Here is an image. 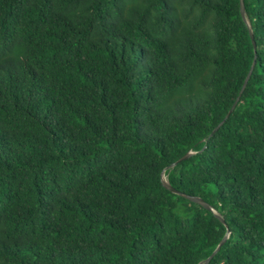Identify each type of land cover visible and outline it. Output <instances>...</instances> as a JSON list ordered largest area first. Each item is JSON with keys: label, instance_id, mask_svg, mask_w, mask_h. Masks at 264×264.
Returning <instances> with one entry per match:
<instances>
[{"label": "trees", "instance_id": "1", "mask_svg": "<svg viewBox=\"0 0 264 264\" xmlns=\"http://www.w3.org/2000/svg\"><path fill=\"white\" fill-rule=\"evenodd\" d=\"M243 2L256 51L239 0H0V264H199L227 229L209 264H264V0ZM189 151L166 181L213 210L164 186Z\"/></svg>", "mask_w": 264, "mask_h": 264}, {"label": "water", "instance_id": "2", "mask_svg": "<svg viewBox=\"0 0 264 264\" xmlns=\"http://www.w3.org/2000/svg\"><path fill=\"white\" fill-rule=\"evenodd\" d=\"M239 8H240V15H241V18L242 20L244 21V23L246 24L248 30H249V36H250V39H252V42H253V45H254V49L255 51L257 50V43L255 41V36H253L252 34V30H251V27L249 25V22L246 18V14H245V8H244V2L243 0H239ZM256 61V56L254 58V62H252V65L246 75V78L243 82V85H242V88L240 90L239 93L242 92V90L244 89L248 79H249V76L252 72V69H253V65ZM239 99V96H237L236 100L234 101V103L232 104L231 108L229 109L228 113L226 114V116L224 117V119H222V121H220L216 127L213 129V132L211 134V136L216 132V130H218V128L224 123L225 119L230 115V113L233 111V109L235 108L236 104H237V101ZM193 154H195V152L193 151H189L187 154H185L183 157H181L180 159H178L177 162L171 164L169 167H167L163 173H162V177H163V182H164V186L165 188H167L168 190H170L171 192L175 193V194H181V195H184L188 198H190L191 200L195 201V202H198V203H201L203 206H205L207 209H211L213 210V208L206 202L204 201V199H202L201 197H198V196H190V195H186L185 193H182L180 191H176L173 187H171L169 185V183L164 179L165 177V172L168 171V170H171L173 168H175L180 162L184 161V160H187L188 158H190ZM218 219L224 223V219L222 218V216L216 214ZM228 235H229V230L227 229V232L226 234L224 235V237L222 238V240L219 242V244L217 245V247L215 248V250L213 251V253L208 257L206 258L204 261L200 262L199 264H209L211 262V260L213 259V256L218 252V250L220 249V247L225 243L226 239L228 238Z\"/></svg>", "mask_w": 264, "mask_h": 264}, {"label": "rangeland", "instance_id": "3", "mask_svg": "<svg viewBox=\"0 0 264 264\" xmlns=\"http://www.w3.org/2000/svg\"><path fill=\"white\" fill-rule=\"evenodd\" d=\"M164 179L166 180V178L164 177Z\"/></svg>", "mask_w": 264, "mask_h": 264}]
</instances>
